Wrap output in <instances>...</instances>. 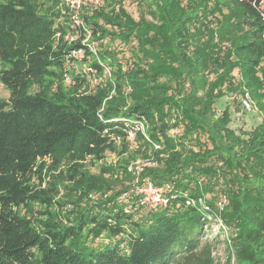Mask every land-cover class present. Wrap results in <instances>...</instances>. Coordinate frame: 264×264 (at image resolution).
<instances>
[{
  "label": "trees",
  "instance_id": "16d2710c",
  "mask_svg": "<svg viewBox=\"0 0 264 264\" xmlns=\"http://www.w3.org/2000/svg\"><path fill=\"white\" fill-rule=\"evenodd\" d=\"M123 1L81 5L77 25L63 0H0V82L10 92L0 99V264H213L215 243L228 264H264V23L250 0H139L150 20ZM106 37L130 45L131 65L97 50L89 66L115 68L91 87L72 52L93 55L89 43ZM235 92L231 107L224 97ZM255 108L256 125L230 126L234 112ZM143 120L148 135L135 132L134 151L91 172L107 151L126 153L129 122ZM136 156L149 162L140 178L167 186V206L138 205L134 194L119 203ZM187 196L204 199L206 214ZM31 204L42 208L33 215ZM139 208L149 214L137 221ZM100 237L108 241L93 243Z\"/></svg>",
  "mask_w": 264,
  "mask_h": 264
},
{
  "label": "rangeland",
  "instance_id": "374dc122",
  "mask_svg": "<svg viewBox=\"0 0 264 264\" xmlns=\"http://www.w3.org/2000/svg\"><path fill=\"white\" fill-rule=\"evenodd\" d=\"M40 1H42V0H40ZM139 2H140L139 0H124L123 5H124L125 9L127 10V12L133 18L137 19L141 14H144V16L150 20L151 17L149 15V13L147 12L145 5H143L142 3H139ZM43 4L44 5H42V6H44L45 8L50 6V3H48L47 1H46V3L44 2ZM223 11H226L225 7H223ZM215 15L219 16L217 13ZM78 36H79V31L77 30V31L73 32L72 34L66 35V38L74 39V38H77ZM87 38L88 37L86 36L85 38H83L81 40V42L82 43L87 42L86 41ZM225 45H227V44L226 43L223 44V46H225ZM89 48L92 50L93 55H89V56L84 55V57H83V51L82 50L75 51L73 55L75 56L77 62L78 63L80 62L77 65L76 70L82 69L84 72H87L91 87L93 85H95L98 81L102 82L105 79L109 78L111 68H115V66L108 65L106 63H101L104 66V70L102 73H98L97 71H95V69L91 68L89 66V64H90V61L92 60V58H94L96 56L97 50H100L102 48H109V49L113 48L117 51L116 56L118 58L119 64L122 66L123 70H125L127 67H129L131 65L132 56H131V53L129 51L130 45H123L117 39L106 37L100 41H93V42L89 43ZM73 65L76 66L75 63H72V62L67 63L68 67L69 66L71 67ZM234 75H235L236 79H238L239 75H238V72L236 69L234 70ZM64 78H65L67 83L70 81L69 74L67 72L64 75ZM9 93H10L9 89L0 82V99H7L9 97ZM239 96H240V94L238 92H235V93L226 95L224 97V100L231 107H234V105H235L234 100H238ZM217 103H220V102L217 101ZM217 107H218V104H216L215 108H217ZM232 117H233L232 118L233 120L231 121L230 126H232L233 128H236V126H238V127L240 126L243 129H249L250 127L256 125L261 120L260 113H258L256 108L251 113H244L241 110L236 111L233 113ZM134 122H136V121H130L129 122V124H131L132 126H130V128L128 129V137H127V140L129 143L128 151L126 153H123L120 156L115 151H111V152L107 151L105 153V157L102 160L91 162V164L89 165V169L91 170V172H94V173L98 172L102 163L115 164L116 165V164L120 163V160L122 158H125L130 153H132L137 146V141L135 139V132L137 130H140V133H142L145 138L147 137L148 126H147L146 121L143 120L142 123H139V124H137V123L134 124ZM176 131L178 132L177 129H171L169 132L171 134H176ZM129 160H130L129 161L130 163L128 164V168L136 162H142V163L147 162L146 159L141 157V156H136V158H130ZM135 178L136 177L134 176L133 182H134ZM139 179H142V178L139 177ZM121 183L122 182H119L118 185H116V188H119L118 186ZM123 183L126 184L127 182L123 180ZM131 187H132V185H131ZM131 187H130V189H131ZM61 193L62 192H60L59 195L56 196L55 199H57L59 196H61ZM129 193H130V191H128V194L126 192L123 193L122 196H120L118 199L119 203L124 202L131 195V193L130 194ZM106 194H110V191H109V193H106ZM88 196L91 200H93V199H96L99 196V194L98 193H90ZM187 197H189V196H187ZM224 199L225 198L223 196L221 198V200H224ZM169 201H170V199H169ZM138 205H140V204H138ZM185 205H186V203H185ZM29 208H32V210H33L32 214L34 215V214H36V211L34 212V209L37 210L38 208L41 209L42 207L40 205L31 204ZM57 208H58V206H57V204H55V209H57ZM125 208L128 209V206H125ZM198 211L201 215L206 214L205 209L200 208V209H198ZM29 214H31V213H28V215ZM132 214H133V219L138 221L141 218L146 217L149 214V210L146 208H139V209L133 211ZM31 218H33V217L31 216ZM209 228H210V226H209ZM215 230H216V227L214 226V223L212 224L210 229H208L207 226H203V230H202L203 236H201V238H200L201 242H204L207 239H210L214 235ZM222 230L223 231H222L221 237L227 233V231H225V229H222ZM107 241H108V238H106V237L101 238L100 237V238H96L93 241V243L107 242ZM215 245H216V251H215V253H213L214 254L213 264H228L227 258H226L227 252L225 250L224 244L223 243H217V244L215 243ZM169 264H174V263H169ZM230 264H233V260H231Z\"/></svg>",
  "mask_w": 264,
  "mask_h": 264
},
{
  "label": "built area",
  "instance_id": "2783aa9c",
  "mask_svg": "<svg viewBox=\"0 0 264 264\" xmlns=\"http://www.w3.org/2000/svg\"><path fill=\"white\" fill-rule=\"evenodd\" d=\"M63 2L66 4V6L74 10L72 19L74 23L77 25L81 23L80 19L77 16V11L81 5L86 4L88 2L94 5L101 4V0H63ZM250 3L258 12L261 21L264 23V0H250ZM72 53L74 54V51ZM240 101L242 107L245 110H251L253 108V105L247 93H245L244 96L241 97ZM145 164H149V162H145V163L136 162L128 168L133 172V174H135L136 177L129 191L131 194H134L136 196L137 203L142 206L150 207V208L165 207L169 203L170 197H172L165 194V189L167 188V186L154 185L149 179L147 178L139 179L138 177L139 171L141 170L142 166ZM223 202L224 200L218 201V205H222ZM185 203L187 206H195L198 209L200 208L205 210L208 209L205 200L202 199L201 197L198 198L187 197L185 199ZM215 220L220 224L218 217Z\"/></svg>",
  "mask_w": 264,
  "mask_h": 264
}]
</instances>
